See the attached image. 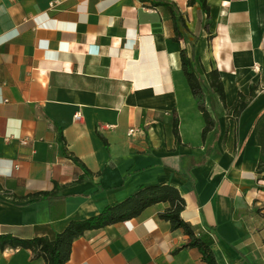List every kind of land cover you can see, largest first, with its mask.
I'll list each match as a JSON object with an SVG mask.
<instances>
[{
    "label": "crops",
    "instance_id": "0c3cea01",
    "mask_svg": "<svg viewBox=\"0 0 264 264\" xmlns=\"http://www.w3.org/2000/svg\"><path fill=\"white\" fill-rule=\"evenodd\" d=\"M51 1L0 0V234L54 239L71 221L165 182L180 190L183 218L212 240L218 264H264L254 130L264 111V0H207L209 14L197 2L170 0L187 26L179 41L156 0ZM182 48L216 120L205 140ZM213 69L225 102L206 78ZM253 84L257 94L236 121L225 106ZM132 126L139 130L129 135ZM168 207L158 202L86 230L64 264H203L184 245L188 235L160 217ZM0 264L46 261L5 247Z\"/></svg>",
    "mask_w": 264,
    "mask_h": 264
},
{
    "label": "trees",
    "instance_id": "16d2710c",
    "mask_svg": "<svg viewBox=\"0 0 264 264\" xmlns=\"http://www.w3.org/2000/svg\"><path fill=\"white\" fill-rule=\"evenodd\" d=\"M196 2L200 4L201 11L209 14L210 8L207 0H189V4ZM155 5H163L171 12L175 27L174 39L179 41L183 35L180 31V24L183 27H187L179 8L170 0H156ZM181 65L196 98L198 108L205 119V126L202 131V137L205 140L207 134L215 128L216 120L206 105V95L202 80L186 48L181 49ZM206 78L211 90L217 93L220 99L225 102V89L219 71L213 69L206 72ZM258 89L259 85L253 84L250 86L248 95L239 92L234 104L231 107L225 106L228 114L237 121L241 113L256 96ZM173 129L175 136L180 139L177 117L174 119ZM254 130L257 142L261 148L256 173L259 178H262L264 176V111L259 115ZM74 159L78 161L76 158ZM79 180H82V177H79ZM58 189V186H56L51 193H56ZM51 193L44 192L43 195ZM31 198L39 199V195H32ZM158 202L169 203V207L160 213V217L170 221L173 228H180L188 235V241L184 245L197 248L203 264H218L212 247V240L206 236L198 235L195 228L183 218L182 212L185 209L186 202L180 190L165 182L145 184L123 201L106 206L100 213L82 220L71 221L54 239H50L47 236L21 238L10 233H1L0 248H27L32 250L36 257H44L46 264H64L69 258L73 240L86 230L104 227L114 222L139 216L145 208Z\"/></svg>",
    "mask_w": 264,
    "mask_h": 264
},
{
    "label": "built area",
    "instance_id": "2783aa9c",
    "mask_svg": "<svg viewBox=\"0 0 264 264\" xmlns=\"http://www.w3.org/2000/svg\"><path fill=\"white\" fill-rule=\"evenodd\" d=\"M61 2V0H52L51 2H50V8H54L55 6H57L59 3ZM81 117H82V115H81V113L80 112H76L75 114H74V118H75V120H78V119H81ZM139 130V127L138 126H132L129 130H128V134L129 135H133V134H135L137 131ZM0 137H2L1 136V134H0ZM13 136H4V139L5 140H9L10 138H12ZM21 139V142L22 143H27L28 142V138L27 137H25V138H20Z\"/></svg>",
    "mask_w": 264,
    "mask_h": 264
}]
</instances>
